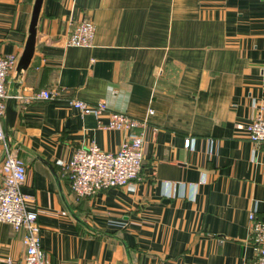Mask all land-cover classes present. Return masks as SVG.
<instances>
[{"label":"crops","instance_id":"1","mask_svg":"<svg viewBox=\"0 0 264 264\" xmlns=\"http://www.w3.org/2000/svg\"><path fill=\"white\" fill-rule=\"evenodd\" d=\"M34 1L0 0V57L19 60ZM82 21L95 26L91 47H66ZM7 92L17 115L5 137L26 166L48 264L250 263L264 145L238 126L264 117V0H42L33 57ZM74 101L145 122L133 187L73 194L75 151L116 152L124 136ZM2 160L0 144V181ZM25 234L0 223V264H23Z\"/></svg>","mask_w":264,"mask_h":264},{"label":"built area","instance_id":"2","mask_svg":"<svg viewBox=\"0 0 264 264\" xmlns=\"http://www.w3.org/2000/svg\"><path fill=\"white\" fill-rule=\"evenodd\" d=\"M95 36V26L90 21H82L65 37L66 47H91ZM18 59L14 55L0 57V144L3 146L0 181V223L9 225L14 231H25L23 264H48L42 250L37 213L28 210L33 197L24 194L21 188L26 183V166L19 156L16 144H9L4 132L6 101L16 99L7 92V80L16 68ZM52 93L42 91L38 98L49 100ZM81 115L100 116L108 113L105 128L124 134L120 148L116 152H105L93 143L78 148L67 165L71 180V190L79 198L91 197L102 190L119 187H133L140 180L144 161L143 129L145 122L124 113L109 112L105 102L89 105L82 101L71 103ZM149 111V114H152ZM245 131L249 141L255 146L264 145V117L259 109L257 115L246 125L238 126ZM138 130V131H137ZM189 149L191 142L184 141ZM253 256L249 264H264V220L248 215Z\"/></svg>","mask_w":264,"mask_h":264},{"label":"water","instance_id":"3","mask_svg":"<svg viewBox=\"0 0 264 264\" xmlns=\"http://www.w3.org/2000/svg\"><path fill=\"white\" fill-rule=\"evenodd\" d=\"M41 4H42V0L34 1L32 13H31V21L28 31L29 35L25 43L23 52L16 65V73L18 76L21 74V71L27 70L35 51L36 26H37ZM16 115L17 113L13 109V100L9 99L7 101L5 108L4 130L6 133H8L9 130L14 127Z\"/></svg>","mask_w":264,"mask_h":264}]
</instances>
